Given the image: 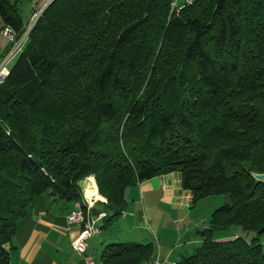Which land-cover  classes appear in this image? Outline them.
<instances>
[{"label": "trees", "instance_id": "1", "mask_svg": "<svg viewBox=\"0 0 264 264\" xmlns=\"http://www.w3.org/2000/svg\"><path fill=\"white\" fill-rule=\"evenodd\" d=\"M21 2L0 0L4 26L18 32ZM172 6L47 5L0 84V264H10L36 197L83 201L80 183L94 175L100 229L110 231L130 187L173 172L193 203L228 198L176 264H264V183L253 177L264 173V0ZM223 231L239 234L221 240ZM155 255L154 243L118 241L101 259L144 264Z\"/></svg>", "mask_w": 264, "mask_h": 264}, {"label": "crops", "instance_id": "2", "mask_svg": "<svg viewBox=\"0 0 264 264\" xmlns=\"http://www.w3.org/2000/svg\"><path fill=\"white\" fill-rule=\"evenodd\" d=\"M44 1L45 0H26L23 6H27L26 10H29L28 17L35 7ZM186 1L187 0H173V3L182 5L185 4ZM3 27L4 22L0 17V60L9 46L8 39L2 35ZM136 187H143L144 191L149 190L152 195H158L163 200L171 202L175 209L180 208L189 211L196 205V203L192 201V193L182 187L181 174L178 172L155 177L149 181L138 184ZM95 200L99 202L104 199L103 197L99 199L95 196ZM76 207L77 201L67 202L49 195H40L36 197L33 205L28 209L26 216L18 225L14 237L13 253L11 255L10 264H84L82 257L72 249V242L83 229L82 224L71 223L68 218L69 214ZM95 207L98 206H94V208ZM102 213H105V211L101 210L96 215L92 212V215L97 217ZM128 217L129 213L126 209L120 218L127 219ZM120 218L119 221L121 220ZM97 225L99 227L103 225V218L97 221ZM116 226L119 227V224L117 223L114 228ZM122 227L123 226H121V230H119L120 232L118 234H110L102 239L100 245L102 251L108 242H139L137 241L139 239L128 238V234H126ZM103 231L104 230L101 229L98 235L102 234ZM238 234V231H223L219 232L217 237L221 240H227L236 237ZM98 235L92 238L98 237ZM143 240H145V238H143ZM193 242L201 243V240L197 237ZM148 243L153 242L148 241ZM89 248L90 243L88 241L87 254L92 256L96 261L94 253L91 254ZM164 252L167 254L166 256L163 255ZM188 252L190 253L189 250H186V253ZM182 255L183 253H180V255L175 257L173 250L168 249L167 251L161 248L159 255L156 250V255L152 262L144 264H154L156 261H160V264H162L164 258H166L165 260L171 259L173 263L176 264L181 259Z\"/></svg>", "mask_w": 264, "mask_h": 264}, {"label": "rangeland", "instance_id": "3", "mask_svg": "<svg viewBox=\"0 0 264 264\" xmlns=\"http://www.w3.org/2000/svg\"><path fill=\"white\" fill-rule=\"evenodd\" d=\"M25 1L26 0H22L20 8H23L21 12L23 20L26 23L30 16L28 17L29 10H26L27 6H23ZM48 1L49 0H45L39 4L38 8L45 7V4L49 3ZM172 8L176 11L173 6ZM16 59L8 65L9 68L13 66ZM92 182L96 186V194L99 193L96 177L94 175L82 180L79 190L85 202L89 200L94 206H98L97 208L101 210V205L99 206L98 201L95 200L96 194L93 196L88 195V184ZM126 197L129 202V207H127L129 217L127 219L120 218L121 220L117 221L119 227L116 226L110 231L104 230L98 237L89 240V252L91 254L94 253L95 262L97 264H103L101 259L103 251L100 248L102 239L110 234H118L120 232L119 230H121V226H123V230L128 234V238L139 239L137 241L144 244L148 243V241L153 242L158 255L161 248L167 251L168 249L173 250L175 257L180 255V253L185 254L186 250L193 252L195 246L200 245V242H193L197 237L200 239L198 231L209 225L211 214L217 208L227 203L228 200L225 195L207 197L199 200L194 208L187 211L180 208L175 209L171 202L163 200L158 195H152L149 190L144 191L143 187H130L126 191ZM241 235H244V233L241 232ZM246 236L251 238L253 235L249 234ZM143 238H145V240H143ZM261 243L264 247V235L261 237ZM163 255L166 256L167 254L164 252ZM165 259L166 258L163 259L162 264H174L171 259Z\"/></svg>", "mask_w": 264, "mask_h": 264}, {"label": "built area", "instance_id": "4", "mask_svg": "<svg viewBox=\"0 0 264 264\" xmlns=\"http://www.w3.org/2000/svg\"><path fill=\"white\" fill-rule=\"evenodd\" d=\"M51 1L52 0H49L48 2L50 3ZM49 3H46L45 7L42 8H38V6L35 7L28 19V22L25 25L23 32H18L11 26L3 27L2 35L8 39L9 46L6 53L0 60V84L6 81V78L10 72L8 65L24 50L33 27L36 25ZM192 3L193 0H187L186 3L182 5L173 3V7L176 9V11L180 12V10L185 5H190ZM93 207V203H91L89 200L86 202L84 200L77 202V207L68 216L71 223H79L83 225V229L77 238L72 242V249L82 257L84 264H96L93 257L87 254L88 241L100 233L101 229L97 225V221L106 216V213H102L97 217L93 216ZM154 264H160V261H157Z\"/></svg>", "mask_w": 264, "mask_h": 264}, {"label": "water", "instance_id": "5", "mask_svg": "<svg viewBox=\"0 0 264 264\" xmlns=\"http://www.w3.org/2000/svg\"><path fill=\"white\" fill-rule=\"evenodd\" d=\"M246 170L248 171V168H246ZM253 177L257 182L264 183V173H253Z\"/></svg>", "mask_w": 264, "mask_h": 264}, {"label": "bare ground", "instance_id": "6", "mask_svg": "<svg viewBox=\"0 0 264 264\" xmlns=\"http://www.w3.org/2000/svg\"><path fill=\"white\" fill-rule=\"evenodd\" d=\"M95 194H96V186L95 185L93 186V183L88 184V195L93 196Z\"/></svg>", "mask_w": 264, "mask_h": 264}]
</instances>
